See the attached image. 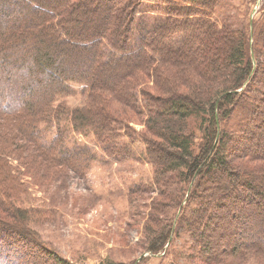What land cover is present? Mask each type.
<instances>
[{
  "label": "trees",
  "instance_id": "1",
  "mask_svg": "<svg viewBox=\"0 0 264 264\" xmlns=\"http://www.w3.org/2000/svg\"><path fill=\"white\" fill-rule=\"evenodd\" d=\"M146 1L154 0H0V67L4 77H15L10 94L21 89L33 91L31 81L41 83L37 76L46 77L38 102L16 111L2 108L0 102V116L15 115L19 131L6 135L0 130V240L8 245L0 252L1 260L9 264H71L30 228L28 219L34 209L17 206L27 201L22 181L37 175L40 166L32 159L24 167L21 158H15L23 150L20 142L24 140L34 147V159L85 176L96 154L87 146L70 147L69 127L71 133L92 136L104 157L116 163L133 159L131 145L143 142L159 192L165 189V174L185 171L187 184L175 218L183 214L193 241L184 253L190 261L197 256L198 264H226L225 255L228 264H244L241 257L246 258L244 249H249L264 264V119L260 115L264 111V62L258 60L264 27L257 30L252 26L244 35L233 32L213 21L203 3L204 9L191 4L183 6L184 10L164 6L161 15L155 12L154 21L142 27L138 22ZM190 1L194 4L195 0ZM110 12L116 19L113 25H105ZM12 19L16 26H6ZM72 58L76 63L69 65ZM24 59L31 65L26 72H22ZM182 61L192 63L200 78L217 82L227 77L226 84L218 82L223 92L215 93L207 108L181 92L166 99L146 92L145 84L151 79L160 83L159 88L168 83L166 69H174ZM71 85L83 87L86 101L80 109L70 110L60 102L69 95ZM110 92L122 100L126 112L137 110L149 116L147 133L131 131L125 124L127 115L123 119L125 114L113 109L107 96ZM97 100H106L103 110L95 109ZM194 110L209 114L199 152L193 150L192 137L177 130ZM160 120L165 124L178 121L176 129L163 130L162 124L157 125ZM233 122L236 126L221 130V125ZM155 137L168 148L164 150ZM229 198L253 206L247 216H235L238 224L233 228L228 220L234 214L226 208ZM215 209L221 212L218 217ZM184 210L189 211V219H185ZM214 219L223 220L219 227ZM175 224L173 219L162 232L150 231V255L165 252ZM11 238L34 253L11 257L7 254L13 245ZM227 239L230 242L226 243Z\"/></svg>",
  "mask_w": 264,
  "mask_h": 264
},
{
  "label": "rangeland",
  "instance_id": "2",
  "mask_svg": "<svg viewBox=\"0 0 264 264\" xmlns=\"http://www.w3.org/2000/svg\"><path fill=\"white\" fill-rule=\"evenodd\" d=\"M187 1L189 4L185 0L146 1L141 8L142 12L138 24L142 27L149 26L154 21L153 16L161 15L159 12L165 10L164 6L175 5L174 7L183 9V6L189 7L188 5L191 4L193 7L198 8L199 6V8L204 9L205 7L201 5L203 3L207 5L206 8L210 9L209 12L212 13L210 16H212L213 21L233 32L244 35L247 34L249 28L251 30L252 26H255L257 30L264 27V0H260L259 4L254 3V0H195L194 4L190 0ZM119 2L120 0L117 3ZM115 19L114 14L110 12L105 25H113ZM13 23L14 19L9 20L6 26L11 24L16 26V22ZM23 23L21 22L20 25ZM27 31L28 29H25L23 32L26 33ZM84 38L87 39L85 36ZM11 41L13 42L14 39ZM9 48L7 47V49ZM7 51L9 52V50ZM263 53L264 45L260 48V55L258 54L260 63L264 62ZM23 61L25 62H22V72H26L31 65L27 63V59ZM75 63L73 58L69 60V65ZM83 63H87V60ZM62 64L63 62H61ZM177 65L178 67L174 69H166L168 83L159 88L160 83L151 79L145 84L146 92H150V94L152 92L154 96L157 95L159 98L165 99L168 98V95L181 92L193 100L201 102L205 108L208 107L209 99L215 93L221 94L223 92L219 91L221 85H218V82L226 84L227 77L217 82L207 78L203 79L194 71L192 63L182 61ZM1 70L0 67V102L2 108L7 107L16 111L30 102H38L41 98L39 93L42 92L44 81H46L45 76H37L41 83L31 81L33 91L21 89L10 94L9 90L15 77H4ZM75 74L84 76L82 73ZM254 82L252 83L254 84ZM249 94L252 96L254 90ZM114 95V92H110V95L107 96H110L109 99L113 102V109H116L121 115L125 114L123 119L127 115L126 122L128 123L125 124H128L127 126L132 129L131 131L137 134L147 133L149 116L143 115L137 110L126 112L122 100ZM85 101L86 96L83 95V87L78 85H71L69 95L60 99V102H63L70 110L82 108ZM154 102L159 103L158 101ZM104 104H106V100H97L95 109L98 106L103 110ZM208 115V112L198 113V110H194L184 122L186 125L183 124L181 127L179 124L177 126V130H183L192 137L193 150L198 152L204 139L202 127ZM260 115L264 119L263 110L260 111ZM14 116H0L3 117L0 119L2 133L10 135L12 132L14 134L15 130L19 132L17 130L18 125L15 123L17 118ZM168 121L171 122L165 124L162 123L163 120H160L157 125L162 124L163 130H168L171 127V129L174 127L176 129L178 121ZM234 126H236L234 122L227 124V126L223 124L221 130L224 132V130ZM68 132L70 133L68 140L70 147L74 145L87 146L96 154V160L90 165V169L83 177L74 170L54 167L38 158L34 159V147L24 140L20 142L23 150L17 157L15 156L18 159L21 158L19 160L24 167L32 159L37 161L35 166H40L37 169V175L34 173L33 176L25 177L22 181L25 182L22 191H24L27 201L26 203L22 201L17 205L26 209H34L28 219V225L36 232L39 239L71 264H198L197 256L192 261L184 256L187 247L193 241H191L183 224V214L180 219L175 218L179 215V203L184 198L183 192L187 184L183 175L186 174L185 171L182 169L165 174L163 176L165 189L163 192H159L154 185V171L147 161V147L143 142L137 141L131 145V150L134 153L133 159L116 163L104 157L92 136L86 137L71 133L69 127ZM125 140L127 141V139ZM157 143L164 150L168 148L167 144L161 140H158ZM14 165H17L16 161H14ZM21 171L26 173L24 169ZM226 202L227 210L231 215L234 214L233 219L228 220L232 228L238 224L235 221V216L242 214L247 216L253 210V206L248 202L235 203L230 198ZM195 207L192 206L193 209ZM215 213L217 217L221 214L217 209H215ZM189 215V211H187L185 219H189ZM173 219L177 224H175L176 230L168 242L165 252L158 256L150 255L147 251L153 238L150 231L162 232L163 228L170 224ZM214 220L217 227L223 221L222 219ZM11 241L13 245L9 246L12 248L7 251V254L11 253V257L12 254L17 256L20 253L26 255L34 253V249L21 246L15 239L11 238ZM228 242L230 239H227L226 243ZM0 247L1 252L8 245L0 240ZM191 247L193 248V246ZM244 251L247 257H241V262L244 264H261L260 259L262 258H258L256 253L249 249H244ZM224 256L223 262L228 264L230 262L229 256ZM3 260L0 259V262L9 264Z\"/></svg>",
  "mask_w": 264,
  "mask_h": 264
},
{
  "label": "water",
  "instance_id": "3",
  "mask_svg": "<svg viewBox=\"0 0 264 264\" xmlns=\"http://www.w3.org/2000/svg\"><path fill=\"white\" fill-rule=\"evenodd\" d=\"M257 3L259 4L260 3V0H258Z\"/></svg>",
  "mask_w": 264,
  "mask_h": 264
}]
</instances>
